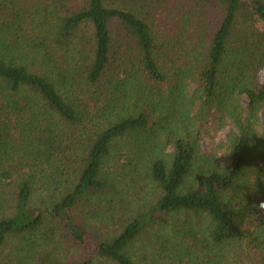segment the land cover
Returning a JSON list of instances; mask_svg holds the SVG:
<instances>
[{"label":"trees","instance_id":"1","mask_svg":"<svg viewBox=\"0 0 264 264\" xmlns=\"http://www.w3.org/2000/svg\"><path fill=\"white\" fill-rule=\"evenodd\" d=\"M257 16L264 0H0V264H264ZM209 114L237 130L226 165L194 131Z\"/></svg>","mask_w":264,"mask_h":264},{"label":"clouds","instance_id":"2","mask_svg":"<svg viewBox=\"0 0 264 264\" xmlns=\"http://www.w3.org/2000/svg\"><path fill=\"white\" fill-rule=\"evenodd\" d=\"M253 27L256 31L264 33V19L260 17H254ZM194 131L200 136L202 141V147L208 151L219 149L221 144H227L230 136L237 135V130L232 126L229 121H225L223 125L211 124L206 129L201 131L197 125ZM158 139L161 145L159 156L161 159L166 158L173 150L172 144H165L166 133H159ZM217 158L224 157L225 153L222 150L215 152ZM220 168H223L221 166ZM260 211H264V202L258 205Z\"/></svg>","mask_w":264,"mask_h":264},{"label":"rangeland","instance_id":"3","mask_svg":"<svg viewBox=\"0 0 264 264\" xmlns=\"http://www.w3.org/2000/svg\"><path fill=\"white\" fill-rule=\"evenodd\" d=\"M167 5L170 6V4L167 2ZM177 11H182V9L180 7H177ZM177 11H174V14L171 18L170 22L171 25L170 26H173L174 24L176 25L175 27V31L178 30V27L182 26L183 24H180V19H175V15H176V12ZM175 38H177L175 36ZM260 80H264V70L261 72V75H260ZM243 105L246 106V103L245 101H243ZM260 119L262 121H264V115L260 114ZM226 120H221L218 115H215V114H209L207 116V118L203 121V124H202V127H201V131H203L204 129H206L209 125L211 124H215V125H223L224 122ZM229 121V120H228ZM230 122V121H229ZM231 123V122H230ZM199 144H200V148H201V151L203 152H206V153H211V154H214L215 155V152L218 151V150H222L224 153H225V156L224 157H220V158H217L216 155V159L218 160V162L222 165H226L228 164V161H229V152L227 150V144H221L219 146V149H216V150H213V151H208L206 150L204 147H202V141L199 137ZM230 263L229 264H248V261H241V260H234L233 262L232 261H229Z\"/></svg>","mask_w":264,"mask_h":264}]
</instances>
